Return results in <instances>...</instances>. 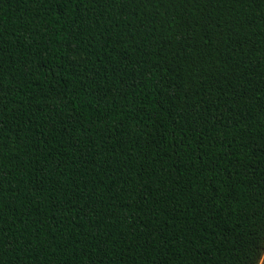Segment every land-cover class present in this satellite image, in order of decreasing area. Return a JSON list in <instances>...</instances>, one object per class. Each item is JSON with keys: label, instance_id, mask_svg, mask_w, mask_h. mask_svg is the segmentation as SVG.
<instances>
[{"label": "trees", "instance_id": "1", "mask_svg": "<svg viewBox=\"0 0 264 264\" xmlns=\"http://www.w3.org/2000/svg\"><path fill=\"white\" fill-rule=\"evenodd\" d=\"M0 264H264V0H0Z\"/></svg>", "mask_w": 264, "mask_h": 264}]
</instances>
